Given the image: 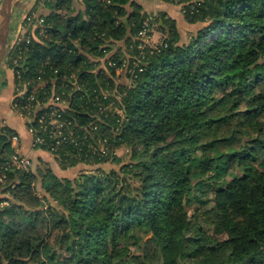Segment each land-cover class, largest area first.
I'll use <instances>...</instances> for the list:
<instances>
[{
    "label": "trees",
    "instance_id": "trees-1",
    "mask_svg": "<svg viewBox=\"0 0 264 264\" xmlns=\"http://www.w3.org/2000/svg\"><path fill=\"white\" fill-rule=\"evenodd\" d=\"M163 1L198 25L185 40L174 17L135 0H81L79 10L75 0H46L49 35L23 51V78L53 75L73 126L98 125L94 139L111 150L52 154L63 169L94 168L75 179L39 159L54 203L36 191V162L9 171L16 185L0 210V264H144L130 244L153 248L159 264H264V0ZM148 18L161 38L140 50ZM107 54L115 64L97 68ZM87 96H123L122 110L97 119ZM16 134L0 118V161L15 152ZM113 161L120 168L101 172ZM208 199L225 236L210 232L209 217L194 224L193 205ZM57 228L66 242L61 233L51 241Z\"/></svg>",
    "mask_w": 264,
    "mask_h": 264
},
{
    "label": "built area",
    "instance_id": "built-area-1",
    "mask_svg": "<svg viewBox=\"0 0 264 264\" xmlns=\"http://www.w3.org/2000/svg\"><path fill=\"white\" fill-rule=\"evenodd\" d=\"M154 33L155 21L148 18L138 32L139 42L137 46L140 50H144L154 42ZM48 35L49 28L46 25L45 15L32 10L26 13L22 19L21 34L12 39L10 44L8 43L3 66L13 72L15 91L12 94L11 106L19 116L26 120L28 130L32 135V146L34 148L45 146L46 150L53 155L61 156V154H65L70 156V146H73L77 152V157L81 156L86 148H88V151L85 156L90 151L100 156H106L111 150L108 139L106 137L94 139V131L98 128V125L88 123L78 128L73 126L72 121L66 115L71 102L63 99V92L62 94L61 91L58 92L53 75H48L41 69L40 74L35 77L23 78V69L21 67L28 69L27 66L19 63V60L23 58V51L26 50L27 45L33 39H45ZM98 60L97 68L103 67L104 62L107 61L109 64H115L111 60V54L100 57ZM51 62L53 60L48 56L42 65L44 66ZM15 65L21 66L15 68ZM119 70L121 71L122 67L119 66ZM54 72H58V69H55ZM49 84L50 89L48 88ZM62 84L65 85L64 83ZM75 85L78 90H85L89 93V89H83L79 86L77 77ZM109 95L110 93L106 90L104 98H108ZM87 97L90 100L93 99L92 104L98 109L97 119L103 114L109 115L112 110L115 112L121 111L117 107L118 102L115 99L110 102H101L99 96ZM115 98L120 101L118 96H115ZM13 138H17V135H14ZM33 165L34 160L30 155L18 151L0 161V184L10 186L9 190L0 194V210L10 205L11 189L16 185L15 180H9V171L28 172Z\"/></svg>",
    "mask_w": 264,
    "mask_h": 264
},
{
    "label": "rangeland",
    "instance_id": "rangeland-1",
    "mask_svg": "<svg viewBox=\"0 0 264 264\" xmlns=\"http://www.w3.org/2000/svg\"><path fill=\"white\" fill-rule=\"evenodd\" d=\"M2 1L3 0H0V8H1V5H2ZM24 3V2H23ZM45 3H46V0H25V3L22 5V7H25V11H24V15L30 11H32L31 8L37 6V13L39 14H48L47 12L50 11V9L45 6ZM34 4V6H33ZM28 6H33L31 8H28ZM24 17V16H23ZM198 26V25H197ZM196 27H192V28H183V39L185 40L187 38V36L189 35V32H191L192 30L196 29ZM156 31V30H155ZM155 35V34H154ZM154 35H153V38H154ZM158 36V34H157ZM11 42V38L9 39V44ZM10 49V48H8ZM4 68V67H3ZM6 70V69H5ZM120 71V70H119ZM3 74V71L0 72V93H3V94H7V92H9V94L11 92H14L15 91V85H14V78H13V86L11 89H9L8 85H9V82L11 83V78L9 77V80H8V77L6 75V73H4L5 75H2ZM127 81L125 80V83ZM119 91V90H118ZM117 91L116 87L113 91V93L115 95H119V92ZM13 94V93H12ZM120 101L122 100V97L123 96H118ZM116 102H118V105L117 107L120 108V110H122V106L120 105V101H118V98H115ZM14 111V110H13ZM11 113H8L7 114V117L9 118L8 121H9V124L12 125L13 127H15L18 131L19 134H21V130H20V119L18 118V116H15L14 118H11L12 116V110L10 111ZM15 112V111H14ZM16 113V112H15ZM5 124V123H4ZM118 149V153H122L124 152L125 148H117ZM123 161H128L129 160V157L128 155H125V152L123 154ZM122 162V161H121ZM39 163H37V165L35 164V167H34V171H37L38 173V177L36 178L35 180V183H36V191L41 194V196H44V198L52 203L56 202V200L54 198H50L52 195H51V192L55 189L53 182L50 183V185L46 188L44 185H43V177H42V173L39 172V168H37ZM120 165L121 163L120 162H117V161H113V162H109V163H105L102 168H101V172H104V171H109L111 169H118L120 168ZM55 168L54 171H56V175L59 177V178H63V177H70L71 179H75V178H78L79 176H81L82 174H84L85 170L86 169H89V170H93L94 168L92 167H87V166H81V167H71V168H65L63 170H60L58 168V166H53ZM83 169H80L82 168ZM61 168V167H60ZM92 168V169H90ZM41 173V174H39ZM48 181H52L51 179H48ZM54 199V200H53ZM198 204L195 206L193 205V208L195 207H199V212L196 213V217L194 218V224H200L199 222L201 223H205V218L206 217H209V221L206 222L207 224H211L212 227H209L210 228V232L211 233H214V234H217L218 236H225V234L221 233V231L219 230L218 228V222H216V215H214L213 211H212V200L211 199H208V200H202L200 202H197ZM194 212L191 211V214H193ZM203 213H205L204 215H202ZM197 219V221H196ZM210 226V225H209ZM216 232V233H215ZM60 233H61V240H63V242H66L67 239H64L62 237V229L60 230L59 228L55 229V231L51 234V241L55 240V238L57 236H60ZM147 239V237L145 238ZM143 249L141 250V248H138L135 244H130V254H134V253H138V254H147V258L145 260V263L144 264H159L158 262V255H157V252L151 248L150 246L144 244L143 245ZM119 248L123 249L124 248V245L123 243H119ZM53 264H57L56 262H54Z\"/></svg>",
    "mask_w": 264,
    "mask_h": 264
},
{
    "label": "crops",
    "instance_id": "crops-1",
    "mask_svg": "<svg viewBox=\"0 0 264 264\" xmlns=\"http://www.w3.org/2000/svg\"><path fill=\"white\" fill-rule=\"evenodd\" d=\"M135 1L142 4L144 6L145 11L149 13H156L158 11H164V12H167L170 16L174 17L177 20V23H178V26L180 28L182 35H183V28H186V27L192 28V27L197 26L196 24H190L187 22L183 12L181 11L180 6L176 4L168 3L163 0H135ZM23 2L25 3V0H17L14 4L13 13H12L11 21H10V32H9V39L11 38V40L14 39L17 35H20L22 31V19L24 16V11L26 10L25 7H22V5L24 4ZM75 5L78 10L83 8V4L81 0H75ZM33 6H28V8H31ZM36 8L37 6L31 9L37 10ZM154 34H155L154 42H158L161 38V34L158 31H155ZM118 47H122L121 49L122 51H124L125 49L124 41L117 42L116 48ZM3 67L4 66H2V68L0 69V72L3 71L2 75H5L4 73H6L8 80H9V77L11 78V83L9 82V85H8L9 89H11L13 86V72L10 69H6L5 67L4 68ZM12 93L13 92H11L10 94L9 92H7V94L0 93V118L3 123L13 128L17 132L16 134L17 138L15 139L12 138V146L15 148V151L30 155L33 158L34 162H36V164L39 163L38 160L40 159L41 161L46 162L52 167L58 166L60 170H63V168H60V166L58 165V163L56 162L52 154H50L48 151L40 147L34 148L32 146V135L30 131L28 130L26 120L23 117L19 116L17 113H15L13 111L14 109L11 106ZM11 110H12L11 118L18 116V118L20 119L21 126L19 128L21 130V134L18 133L15 127L9 124V121H8L9 118L7 117V114L11 113L10 112Z\"/></svg>",
    "mask_w": 264,
    "mask_h": 264
},
{
    "label": "water",
    "instance_id": "water-1",
    "mask_svg": "<svg viewBox=\"0 0 264 264\" xmlns=\"http://www.w3.org/2000/svg\"><path fill=\"white\" fill-rule=\"evenodd\" d=\"M16 1L17 0H3L0 8V69L3 66L7 52L10 21Z\"/></svg>",
    "mask_w": 264,
    "mask_h": 264
}]
</instances>
